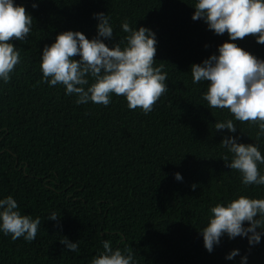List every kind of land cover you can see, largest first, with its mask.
<instances>
[{
  "label": "trees",
  "instance_id": "obj_1",
  "mask_svg": "<svg viewBox=\"0 0 264 264\" xmlns=\"http://www.w3.org/2000/svg\"><path fill=\"white\" fill-rule=\"evenodd\" d=\"M15 3L34 21L24 41L13 39L20 63L8 83L0 82V198L11 195L22 215L41 224L31 242L0 233V264H91L105 240L131 252L137 264H239L240 256L225 259L232 249L247 254V264H264V237L250 247L247 238L224 236L209 253L201 234L216 204L240 195L264 198V185L245 186L226 166L223 157L232 154L220 145L223 137L237 136L258 143L264 155L258 125L236 121L227 108L209 109L203 99L208 82L192 80L191 65L217 53L227 33L216 35L202 19H192L195 0ZM97 12L110 17L109 46L127 35L125 20L156 34L154 66L163 65L168 87L147 114L115 94L108 106L77 104L63 85L42 79L43 48L67 30L91 39ZM235 42L264 59V44L254 36ZM229 119L235 133L214 129ZM258 167L264 174V165ZM53 211L57 221L47 218ZM64 237L78 241L79 252L66 250Z\"/></svg>",
  "mask_w": 264,
  "mask_h": 264
},
{
  "label": "clouds",
  "instance_id": "obj_2",
  "mask_svg": "<svg viewBox=\"0 0 264 264\" xmlns=\"http://www.w3.org/2000/svg\"><path fill=\"white\" fill-rule=\"evenodd\" d=\"M38 7L37 3L32 4ZM192 19H202L216 35L227 33L228 39L218 45L213 53L190 67L193 83L208 82L203 99L208 108H227L236 121H250L258 125L256 140L264 136V59L240 47L235 41L248 35L264 44V0H195ZM96 35L91 39L79 31L67 30L56 35L54 42L46 45L40 57L42 79L50 86L63 85L66 95H75L77 104L89 102L108 106L112 95L125 97L129 109L140 108L150 112L157 100L167 91V74L163 65L154 66L157 38L146 26L131 28L128 21L121 24L127 35L123 40L105 43L114 34L110 17L104 12L93 13ZM34 18L15 0H0V82L8 83L15 66L20 63L18 48L13 39L24 41L32 30ZM124 44V47H121ZM79 57L75 59L74 57ZM215 130L227 129L235 133L232 119L216 122ZM220 145L232 154L223 160L230 169L237 170L243 185H264V174L258 165H264V155L258 143L238 142L237 136L228 135ZM177 181L183 179L177 172ZM196 184L191 187L193 190ZM208 223L201 229L204 248L211 253L221 238H247L250 247L264 237V198L240 195L226 204H216L210 209ZM56 212L48 219L57 221ZM247 222V223H245ZM39 217L22 215L17 201L11 196L0 198V233L12 240L23 237L36 239ZM259 229V231L257 230ZM66 250L79 252L78 241L67 237L60 240ZM103 251L91 264H137L127 250H115L109 241H102ZM239 264H247V254L232 249L225 256Z\"/></svg>",
  "mask_w": 264,
  "mask_h": 264
}]
</instances>
